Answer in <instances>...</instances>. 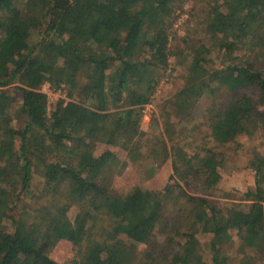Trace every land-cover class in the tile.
Returning a JSON list of instances; mask_svg holds the SVG:
<instances>
[{
    "label": "trees",
    "instance_id": "1",
    "mask_svg": "<svg viewBox=\"0 0 264 264\" xmlns=\"http://www.w3.org/2000/svg\"><path fill=\"white\" fill-rule=\"evenodd\" d=\"M177 1L0 0V264H59L50 252L63 240L72 245L71 264H134L139 245L148 248L139 264H204L192 234L174 230L176 240L166 232L155 242L170 196L189 204L203 229L211 227L210 264H241L219 253L230 227L241 235V251L258 249L264 264V168L243 195L249 209L212 205L206 194L221 165L209 141H237L247 117L264 128V0H216L225 13H194L200 34L181 37L175 51L167 29ZM170 58L183 65L184 85L160 111L179 126L199 127L200 115L207 131L198 137L187 129L170 135L168 147H144L141 110ZM197 83L205 84L204 107L188 89ZM45 84L68 87L70 99L50 104ZM119 149L134 162L151 160L153 170L168 164L169 183L94 194L108 187Z\"/></svg>",
    "mask_w": 264,
    "mask_h": 264
},
{
    "label": "rangeland",
    "instance_id": "2",
    "mask_svg": "<svg viewBox=\"0 0 264 264\" xmlns=\"http://www.w3.org/2000/svg\"><path fill=\"white\" fill-rule=\"evenodd\" d=\"M23 5V1H21ZM175 18H173L171 25L168 27V33L174 38L171 40V47H176L181 44V37L199 36V23L197 20H193L194 13H200L198 16L202 18V13L210 12L216 16H222L225 12L224 9L219 7L216 0H178L175 3ZM201 11V12H200ZM43 30V24H39L37 30L34 31L31 37L32 41H36ZM180 58V57H179ZM179 59L170 58V65L168 70L164 71L160 82L156 87L154 97L150 102L145 104L141 110V129L145 133L144 137L146 141L143 146L153 145L154 142H163L162 144L168 147L169 137L174 133L187 134V129L190 132H194L196 136L207 131V127L202 123L200 115L195 122L200 123L199 127L192 124H185V126H179L172 124L175 119L168 117L160 111L163 99L176 92L177 89L182 87L183 79L180 74L183 72V65L178 63ZM171 68H173L171 70ZM17 83L10 84L8 86L11 93L18 96V90L16 88ZM205 84L197 83L188 86V89L200 98V106L204 107L208 104L206 99V92L204 91ZM48 96V102L52 104L58 98H65L69 100L67 93H69L68 87L61 85L55 87L54 85L45 84L40 88ZM18 92V93H17ZM249 93L255 98L259 99V95L253 90ZM18 104V103H16ZM243 125L247 130V133L240 136L237 141L224 144L214 145L209 141L208 145L214 148L216 157L221 161V165L218 166V174L214 181V188L206 193L209 197V201L212 205H231L233 203H241L244 209L251 207V202L244 199V193L253 190L256 185V170L258 166L264 168V128L256 129L254 126V119L247 117L243 120ZM209 140V138H206ZM193 140L188 136L187 142ZM200 142V141H197ZM146 143V145H144ZM161 145V144H160ZM145 149V148H144ZM117 158L119 164H116L112 173L108 175L109 182L106 180L108 187H96L93 193L98 196L110 197L115 195L121 190H127L134 187H139L142 190H158L162 186L169 183L172 170L168 164L163 166H157L156 170H153L149 161L145 158H140L137 161H132L128 158L127 154L123 150L117 151ZM39 171L36 173V177L33 179V183L36 185L39 180ZM261 184H264L261 182ZM195 194V192H189ZM165 209L164 217L161 226L157 227L155 242L162 243L164 234L170 232L172 238L176 240L174 230H178L179 233L185 232L197 237L200 241L203 250V263L210 264L211 252L207 247L212 232L211 227L203 229L199 223H197L191 216V206L187 203H176L174 198L169 197ZM77 209L72 207L68 214L71 218L74 217ZM8 224L9 221L6 220ZM167 224V225H166ZM229 234V240L226 243L219 245V253L222 256L229 258H237L241 264H262V258L258 249L245 248L243 251L239 248L241 242V235L237 228L230 227L227 230ZM171 238V243L173 239ZM160 245H158V249ZM148 248L144 245L137 246L135 258L137 260L134 264H139L141 257L145 256ZM51 257L59 264H71V258L73 256L72 245L69 241L63 240L55 245L51 252Z\"/></svg>",
    "mask_w": 264,
    "mask_h": 264
}]
</instances>
